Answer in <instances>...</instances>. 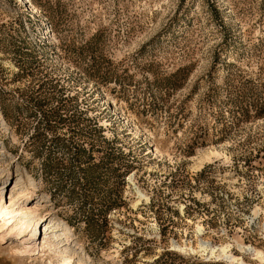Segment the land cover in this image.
Segmentation results:
<instances>
[{"label": "rangeland", "instance_id": "obj_1", "mask_svg": "<svg viewBox=\"0 0 264 264\" xmlns=\"http://www.w3.org/2000/svg\"><path fill=\"white\" fill-rule=\"evenodd\" d=\"M201 242L264 252V0H0V264Z\"/></svg>", "mask_w": 264, "mask_h": 264}, {"label": "bare ground", "instance_id": "obj_2", "mask_svg": "<svg viewBox=\"0 0 264 264\" xmlns=\"http://www.w3.org/2000/svg\"><path fill=\"white\" fill-rule=\"evenodd\" d=\"M43 245L44 243L42 244V246ZM200 246L201 247L199 251L205 254L206 257L208 256L209 258H212V257L224 258L225 260L233 264H246L242 261L241 258H237V257H233L229 255L228 246H221L220 248L214 249V248L208 247L207 243H204V242H201ZM174 247L179 248L178 246H174ZM238 249L243 254H252L253 259L257 260L259 264H264V252L254 250V249H251L249 247H246L240 244L238 245Z\"/></svg>", "mask_w": 264, "mask_h": 264}, {"label": "trees", "instance_id": "obj_3", "mask_svg": "<svg viewBox=\"0 0 264 264\" xmlns=\"http://www.w3.org/2000/svg\"><path fill=\"white\" fill-rule=\"evenodd\" d=\"M70 112L67 111L66 114H59V111H52L48 116H47V119L48 121L50 122L51 120H53L54 122L56 123H63V122H70V123H76V120L78 117H80V115L78 114H75L74 113H71L69 114ZM68 114V115H67ZM64 115V117L62 116Z\"/></svg>", "mask_w": 264, "mask_h": 264}]
</instances>
